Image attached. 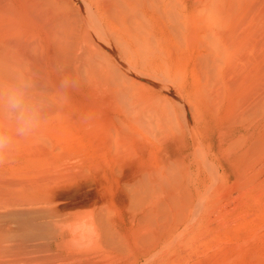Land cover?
<instances>
[{"label": "rangeland", "instance_id": "obj_1", "mask_svg": "<svg viewBox=\"0 0 264 264\" xmlns=\"http://www.w3.org/2000/svg\"><path fill=\"white\" fill-rule=\"evenodd\" d=\"M65 1H70L71 6L74 4L72 10L75 12L76 0ZM79 1L84 6L87 4L85 0V4L82 0ZM243 1L246 2L243 10H250L260 16V22L258 21L254 30V14L250 15L251 35L253 34L251 37L255 38L257 30L260 43L264 39V0ZM85 8L91 9L88 4ZM43 23L39 19L27 17L28 43L33 44L35 50H28V56H31L26 60L31 58L32 61H26L28 64L25 62V70L38 73L39 83L49 91L58 86L65 71V74L75 75L78 83L67 90L68 102L57 110L53 109L41 129L22 142L13 160L0 165V199L9 200L0 201V226L5 219L8 221L13 216L15 218L20 215L21 218L39 212L44 222H53L56 225L54 230L64 232V243L54 252L49 249L48 251L44 245L34 248L35 242L22 238L23 232L12 222L10 253L0 263L264 264V157L258 161L261 154L255 151L247 168L244 167L245 171L234 169L232 174L235 171V175L225 179L218 178L205 167L198 168L197 161L190 157L193 153L191 148L186 149L182 145V133L171 128L178 129L184 109L191 112L193 122H197H194V127L198 128V132L202 128V134L206 126L212 128L216 121L219 122L220 116L221 119H226L233 108L230 102H236L233 100L235 98L237 100L234 93L231 99V94L224 91L225 86H229V79L225 78L223 83L218 79L214 80L215 85L211 86L213 82L210 84L212 88L209 87L211 89L207 95L202 94V86L193 77L199 55V49L193 47V42L188 47L183 44L177 51L170 49L173 59H168V64H162V70L166 72L161 77L148 72L140 61L135 66L128 64V57L122 55L123 52H119L120 49H116L111 42V47H108L98 41L91 43V46L88 44L93 51L92 62L96 76L99 77L94 78L83 72L78 62L54 56V51L46 46L47 32L45 26H42ZM82 45L75 48L76 54L77 51L79 54L84 53L87 45ZM108 49H113L123 62L125 60L130 73L109 56ZM59 59L65 62L64 65L60 63L63 66L62 72L58 67ZM151 83L163 87L164 90L156 89ZM210 92H213L211 96ZM173 95L179 96L181 103L173 100ZM210 99L213 102L210 103ZM168 105L174 107L169 112L165 110L169 109ZM134 111L136 114H133ZM235 112L238 113V110ZM202 113L204 119L200 118ZM129 114L134 118L129 117ZM135 116L139 118L137 121ZM224 119L219 124L222 125ZM200 124L205 125L202 127ZM140 125H143V129ZM171 136L174 141L170 139ZM162 140L163 142H158ZM182 163L185 170L181 174L177 171L183 168L180 166ZM169 164L176 166L177 175L172 176L175 173L173 171L171 175L168 173L170 177L163 184L158 185L160 180L151 181L144 175L152 168L154 173L167 174L168 166H172ZM173 166L171 168L174 170ZM163 167L168 170L164 168V171ZM190 167L192 173L189 171ZM144 170L146 171L143 172ZM150 185H153L151 192H156L154 200L151 201L154 203L153 209H149L145 190ZM74 224L79 227L72 228Z\"/></svg>", "mask_w": 264, "mask_h": 264}, {"label": "bare ground", "instance_id": "obj_2", "mask_svg": "<svg viewBox=\"0 0 264 264\" xmlns=\"http://www.w3.org/2000/svg\"><path fill=\"white\" fill-rule=\"evenodd\" d=\"M69 2L65 0H0V81L6 80L9 73L13 70H25L26 67L25 62L31 60V58L28 60H26V58L31 56V55L28 56V54L35 49L33 48V44H31L30 42L28 43L27 35L29 32L27 31V29H29L28 28L29 25L27 26V17H31L32 19L33 18L39 19L41 20V22L42 21L44 22L43 23L44 25L42 26H45L46 29L45 31L47 32L45 33L47 34L45 37L46 46H48L49 49L54 51L55 53L54 56L57 57L58 55L57 58L64 57L63 59L66 60L68 59L70 61L78 62V64L84 70L83 72L94 76V78H99V77L96 76L97 74L95 73L94 70V66L92 62V60H94L93 51L91 50V48H89V45L91 43L95 44L96 41H98V43L102 42L108 47H111V43H112V45L116 49L118 50L120 49L119 52H123L122 55L125 54L128 57L127 58L128 64L130 63V65L132 64L133 66H135L136 62L140 61L142 62L144 68L148 72L149 71L153 72L154 73L153 75L157 74L161 77H164L163 73L166 72V71L164 72V69L162 70V64L169 62L168 59L170 58L173 59L172 58L173 53H171V50L172 51H177V49L180 50L183 44H185L186 47H188L189 46L188 44L192 45L191 42H193V47L199 49V55H197L198 60L196 59L197 60L196 70L194 69L195 72L193 73V77L197 82H199L200 86H202V89H200L201 91L204 92L202 94L207 95L208 91H210V89L212 88L211 86L215 85L214 80L218 79L220 80L221 83H223L224 82L223 80L225 78L226 79L228 78L229 80L227 81L229 86H225L224 91L231 94V99L233 98L232 93H234V95H236L235 97H237V100L235 98L233 100H235L236 102L233 103L230 102L231 106L233 105V108H231L232 111L230 109L231 113L227 112L228 115L227 118L225 117L226 119L222 117L224 119L223 124L222 125L219 124V122L223 120L221 119L220 116L219 117L220 120L217 119L219 120V122L216 121L212 128H208L206 126V130H204L203 134L200 131L202 128L199 130V132L196 130L197 127L196 128L194 127L195 124L194 122L196 121L193 122L194 119H192V116L190 115L191 112L189 113L188 110L186 111V109H184L185 112L183 114L181 113L183 115L182 117L183 119L179 123L178 129H175L177 127L174 128L172 126L171 128L176 130L177 133L178 132L180 134L182 133V138L180 137L182 139V143H183L182 145L186 149L191 148L193 153L192 155L190 154L191 155L190 157L197 161L198 168L200 169V167H205L210 171L211 174H213V176L215 174V176H217L218 178L225 179L228 178L229 176H233V174L235 173L234 171V173L232 174L234 169L239 170L240 168L241 170L245 171L244 167L247 168V165L254 156L255 151L261 154V156H259L258 158V161L264 159L263 158L264 157V66H262L264 62V54H263L264 45L263 46L259 45V44H264L261 43L264 40L262 39L264 37V33L260 43H259L260 37L257 35L258 34L257 30L254 35L255 38L252 39L251 36L253 34L251 35L252 31L250 26V22H251L250 15L254 14V16H256L257 14H255L254 12H250V10H246V9L243 10V6H244L243 4L246 3L245 1L243 0H85V3H87L89 7L92 9L89 10L85 8L87 4L84 6L79 0H76L75 12L72 10L74 4H72L71 6V3ZM254 16H252L253 24H254V26L252 27L253 29L258 26L257 24L258 21L260 20V16H256V17ZM261 26L259 25L260 29L261 28L263 29V27ZM256 36H258V40L256 39ZM79 40L80 42H78ZM38 41L39 40H37V43ZM81 44H83L82 45L83 47H85L86 45L87 47H85L84 51L81 49L84 53L79 54L77 51L76 54L75 48H77V46H80ZM29 49L30 52L28 51ZM112 50L110 49L107 50L109 56L116 59L117 63H119V65H121V67L124 70H127L126 67L128 66L125 65V60L123 62L122 59L117 57V55ZM96 53L95 55H97ZM31 54L34 53L32 52ZM256 54H258L259 56L257 55L258 56L257 57ZM55 60L58 61V59L56 58ZM60 60L61 59H59V61ZM61 62L62 61L59 62V66H58L59 69H63L62 68L63 66H61L60 64ZM62 63H63L62 65H64L65 62ZM26 64L28 63L26 62ZM55 65L57 64L55 63ZM67 67H64V69H66ZM250 69H253L255 71L251 72ZM59 71L62 72L61 70ZM128 72L130 73V71ZM94 78L92 80H94ZM121 82L123 83V79ZM212 82L213 84L210 86ZM217 82H216V86L218 84ZM150 85H153L154 87H156V89H159L161 91L164 90L163 87L157 86V84L151 83ZM221 86L223 87V85ZM131 87H133V85ZM209 87L211 88L209 89ZM232 88H235V90ZM109 89L111 90V88ZM165 91H167L170 94L172 93L170 92V90H165ZM212 93L210 92L209 95L211 96ZM173 97H174L172 98L173 100L175 99L176 102L181 103L182 99L179 98V96L173 95ZM128 98H129V94H128ZM197 98H198V94H197ZM172 99L171 101H173ZM211 101L212 99H210V103ZM188 103L191 104L190 102ZM208 103L209 102L207 101L206 104ZM213 104L216 105V103ZM145 106L148 108V105ZM209 106L207 107L209 108ZM167 107H169V105ZM171 107L165 110L169 112ZM164 108L161 109L164 110ZM173 108L174 107H172V109ZM210 108H212V104ZM179 110L181 111L180 108ZM235 110H238V113H236L237 111L235 112ZM134 113L135 111L133 112V114ZM161 113L162 112L160 111V114ZM171 113H173V111ZM181 114L180 117L182 116ZM129 117H131L130 114ZM202 117L204 119L203 113L200 118ZM215 117H217L216 113H215ZM131 118L134 117L132 116ZM177 118L178 117H176V119ZM138 119L136 117L135 120L137 121ZM177 122L178 121H176V123ZM172 125L174 126L175 124ZM201 125L202 124H200V126ZM140 126H141L140 128L143 127V125ZM136 128L138 129V126ZM179 128L181 132L179 131ZM127 129H131V128H127ZM171 131L173 130L171 129ZM167 133L172 134V132H167ZM167 133L165 135H167ZM174 137H175V133H174ZM170 139H173L174 141L173 137ZM173 141L172 143H175ZM158 142H163V140ZM162 152L165 153V151ZM171 165L173 166V164ZM180 166L183 167V163ZM171 167L168 166L170 172L167 168L163 167V169L165 168L168 170L167 174H164L162 172L154 173L153 171H151L153 170L152 168L151 170L147 171L144 175L151 181L160 180L158 182L159 185L166 182V180L172 174V171L175 172L172 174V176H174L177 175L176 174L177 172H180L182 174L185 170L184 168L185 166L183 168L179 167L181 168V170L178 169V171L176 170L177 169L176 166L175 167L173 166L174 170ZM190 169L191 167L189 168V171ZM145 171L146 170H144L143 172ZM243 171H241L240 173L242 174ZM168 173L171 174L169 175ZM25 183L26 182H24V184ZM153 185H150L151 189L150 187H145L149 201L148 202L149 209H153L152 205L154 203H152L151 201L154 200L156 196V192L154 193L151 192L153 189ZM9 186L11 187L10 184ZM4 187H6V185ZM43 187H45L44 184ZM8 190H10V188ZM1 200L2 199H0V201ZM3 201L9 202V200L7 201L6 199L2 200V202ZM42 201L43 200H41V202ZM19 216L20 215H18V217L15 218H13L14 217L13 216L12 218L8 219V221L5 219L4 224L0 226V260H3V258L7 257V255L10 253L12 222H15L19 226L21 232H23V234L21 235L22 238H25L26 240H32L35 242V244L33 245L34 248H41L43 247L42 245H44V247L47 248V250L49 249L50 251L54 252L62 247L64 243L63 240L64 232L62 231L58 232L54 230L56 225L53 224V222H48V224L44 222L41 213L33 212L32 214L30 215L27 214V216L25 215L21 218ZM78 227L79 226L76 224L72 225V228L74 229ZM0 264H7V263L1 262Z\"/></svg>", "mask_w": 264, "mask_h": 264}, {"label": "clouds", "instance_id": "obj_3", "mask_svg": "<svg viewBox=\"0 0 264 264\" xmlns=\"http://www.w3.org/2000/svg\"><path fill=\"white\" fill-rule=\"evenodd\" d=\"M39 80L34 71L13 70L0 81V165L13 160L22 142L41 129L53 109L68 102L67 90L78 83L75 75L65 74L49 91Z\"/></svg>", "mask_w": 264, "mask_h": 264}]
</instances>
